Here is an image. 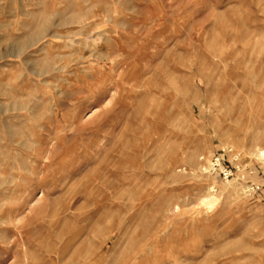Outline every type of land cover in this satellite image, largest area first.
Listing matches in <instances>:
<instances>
[{"label":"rangeland","instance_id":"rangeland-1","mask_svg":"<svg viewBox=\"0 0 264 264\" xmlns=\"http://www.w3.org/2000/svg\"><path fill=\"white\" fill-rule=\"evenodd\" d=\"M0 264H264V0H0Z\"/></svg>","mask_w":264,"mask_h":264},{"label":"built area","instance_id":"built-area-1","mask_svg":"<svg viewBox=\"0 0 264 264\" xmlns=\"http://www.w3.org/2000/svg\"><path fill=\"white\" fill-rule=\"evenodd\" d=\"M214 171H219L225 179H229L232 176V172H229L226 168H224V164L221 163V159H214L211 166Z\"/></svg>","mask_w":264,"mask_h":264},{"label":"bare ground","instance_id":"bare-ground-1","mask_svg":"<svg viewBox=\"0 0 264 264\" xmlns=\"http://www.w3.org/2000/svg\"><path fill=\"white\" fill-rule=\"evenodd\" d=\"M146 3V2H145Z\"/></svg>","mask_w":264,"mask_h":264}]
</instances>
